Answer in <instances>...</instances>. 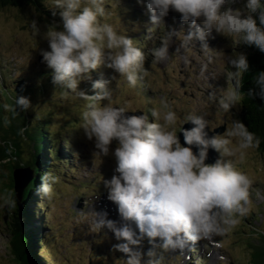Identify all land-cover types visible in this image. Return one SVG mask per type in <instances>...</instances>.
I'll use <instances>...</instances> for the list:
<instances>
[{
	"label": "clouds",
	"instance_id": "obj_1",
	"mask_svg": "<svg viewBox=\"0 0 264 264\" xmlns=\"http://www.w3.org/2000/svg\"><path fill=\"white\" fill-rule=\"evenodd\" d=\"M140 2L146 3L150 24L154 26L165 23L170 9L180 13V20L188 23V29L168 25L166 35L173 37L183 29V48L195 41L202 49H209L208 38L215 30L264 52V0H242V7L235 8L225 5L235 4L237 0ZM52 4L53 15L56 8L60 9L62 28L48 27L44 35L49 50H41L43 62L53 70L52 83L87 101L81 113V128L94 141L95 154L109 155L110 146L116 141L111 149L116 162L114 174L103 182L107 198L118 206L120 219H109L107 211L94 210L95 230L99 232L106 227L114 233L119 242L113 248L126 254L125 264H163L157 247L165 251L184 250L190 242L223 234L237 224L238 217L249 211L253 181L235 166V157L239 154L243 159L246 150L259 145L256 134L242 120L233 119L223 134L209 135L205 116L189 113L182 117L179 127L182 144L177 135L181 118L167 100L161 101L162 110L151 109L154 120L150 122L148 113L128 115L127 106L112 102L110 79L93 80L91 88L97 91L88 94L79 85L82 80L91 79V71L102 65L135 87L146 71L145 52L132 37L118 32L110 23H101L105 0H52ZM201 19L202 24L198 23ZM32 28L39 32L35 20ZM151 51L154 59L169 58L167 43ZM227 63L234 90H227L219 100L225 111L234 106L242 74L250 68L246 54L241 52L230 55ZM247 92L264 101V70L255 73L254 86ZM210 96L214 97L215 93ZM32 106L30 97L17 94L12 111L27 112ZM189 122L192 126L184 128ZM210 148L219 157L206 163ZM53 179L47 173L41 178L39 191L45 199L52 196ZM7 203L14 206L15 201ZM133 222L138 232L132 227ZM145 237L152 245L146 253L134 247Z\"/></svg>",
	"mask_w": 264,
	"mask_h": 264
},
{
	"label": "rangeland",
	"instance_id": "obj_2",
	"mask_svg": "<svg viewBox=\"0 0 264 264\" xmlns=\"http://www.w3.org/2000/svg\"><path fill=\"white\" fill-rule=\"evenodd\" d=\"M45 4L51 9L54 7L52 0ZM104 6L105 15L100 18L101 23H110L118 32L134 39V43L145 52L146 71L140 75L137 85L131 87L119 73L102 65L92 70L91 79L82 80L79 88L94 92L97 90H93L89 83L101 78L110 79L112 102L127 106L129 112L148 113L150 122L154 120L151 109L162 110L161 101L167 100L181 118L177 132L183 123L182 117L189 113L205 116L209 130L223 128L221 134L231 126L233 119H238L234 112L237 104L225 111L219 100L227 90H234L228 75L231 67L227 59L237 52L244 53L247 44L240 43L235 36L213 30L208 38L209 49H202L195 41L183 48V29L173 37L166 35L168 25L188 29V23L180 20V13L170 9L164 18L165 23L154 26L150 24L146 3L140 0H105ZM229 6L242 7V0L225 5V8ZM33 20L37 22L38 33L32 28ZM60 20L37 15L30 7L0 9V81L5 84L18 80L27 86L41 85L44 89L42 94H23L30 97L33 104L25 113L34 118L53 108L49 132L56 138L67 135L70 139L66 143L65 139L59 138L60 160L64 159L66 165L59 162L56 165L51 198L37 195L38 243L47 248L50 258L58 264H125L126 254L113 248L119 242L114 233L106 227L98 232L93 225L94 210L107 211L109 219H120L118 206L108 198L100 199L99 203L110 202V206L97 204L98 198L107 197L103 181L114 174L116 162L111 149L115 148L116 141L112 142L109 155L95 154L94 141L89 140L81 128V113L87 101L61 86L55 87L44 76L53 72L42 59L41 50H49L44 34L50 25L62 28ZM198 23L202 24V19ZM162 43H167L169 58L154 59L151 50ZM113 76L116 78L112 79ZM211 93L215 96L211 97ZM19 142L20 151L16 157L20 165L27 161L29 147L25 136H21ZM217 155L219 157L218 152ZM235 161V166L253 181L248 213L238 217V223L227 232L195 242L194 248L188 250L190 257L187 252L165 251L157 247V255L163 257V264H252L255 258L253 251L264 247V154H259L254 147L246 150L243 159L237 154ZM10 176L9 165L0 166V264H22L11 243L12 207L7 203L10 193L6 186ZM132 227L138 232L134 222ZM134 247L146 253L152 245L145 237L139 246ZM39 252L46 264H50V258L44 251Z\"/></svg>",
	"mask_w": 264,
	"mask_h": 264
},
{
	"label": "trees",
	"instance_id": "obj_3",
	"mask_svg": "<svg viewBox=\"0 0 264 264\" xmlns=\"http://www.w3.org/2000/svg\"><path fill=\"white\" fill-rule=\"evenodd\" d=\"M46 1L0 0V9L30 7L37 15L44 16L49 20H59L61 17L57 13L60 10L55 9L56 14L53 15V9L45 4ZM253 15L256 16L257 14L254 13ZM257 23L259 24L258 19ZM244 54L247 56L250 68L248 72L242 74L240 90L235 102L237 109L234 112L236 117L242 120L248 129L259 138V145L255 149L259 154H264V101H261L258 97L253 98L247 92L249 88L254 86L255 73L264 70V52H260L254 45H248ZM228 71L230 72V70ZM96 74L100 75L99 73ZM44 76L48 81H52V73ZM32 92L42 94L44 89L41 85L40 87L34 84L27 86L18 80L12 83L5 82V84L0 81V166L3 167L7 163L11 172L9 185H6L9 189L10 200L15 201L14 206H11L13 222L11 226V243L13 246L19 245L21 243L20 239H24L32 262L34 264H46V261L40 256L39 250H43L49 258L50 254L45 246H41L38 243L40 237L36 234V230L40 226L39 219L36 217V208L39 206V204H36L38 202L37 195L41 194L39 189L42 176L47 173L51 178H55L57 163L59 162L63 166L66 165L64 159L60 160L61 154L57 147L60 142L59 138L65 139L66 143L70 142V139L67 135L56 138L53 133L49 132L53 109L51 107L44 110V113L39 117L32 118L31 116L32 119L25 112L16 114L12 111L17 94L23 95L24 93ZM87 92L90 95L93 94L92 90ZM5 105H8V107L6 108ZM6 109L7 112L5 111ZM30 114L32 115V113ZM5 121L8 122L5 123ZM21 136H25L28 140L29 156L27 161L21 163L20 166L17 162L16 154L20 151L19 140ZM23 166H27L32 170L33 178L23 189L18 208L14 194L12 173L14 169L23 168ZM19 210L24 219L21 238L17 236L19 232ZM252 255L255 257L252 264H264V247H261V250L255 249ZM49 262L50 264H58L51 258Z\"/></svg>",
	"mask_w": 264,
	"mask_h": 264
},
{
	"label": "water",
	"instance_id": "obj_4",
	"mask_svg": "<svg viewBox=\"0 0 264 264\" xmlns=\"http://www.w3.org/2000/svg\"><path fill=\"white\" fill-rule=\"evenodd\" d=\"M141 111H137V112H128L126 114L128 115H132V114H141ZM192 125L191 123H185L183 125L184 128H190ZM209 135H212L214 133H221L223 128H217V129H213V130H209ZM178 137L180 138L181 143L183 144V136L182 133H180L178 131L177 133ZM193 150L195 151V147L193 148ZM218 158L217 156V152L214 149H209L208 152V159L205 161L206 163H212L214 162L216 159ZM12 178L14 181V194H15V198H16V202H17V207L19 208V204H20V197H21V193L23 191V189L27 186V184L32 180L33 178V172L29 167H23V168H17L13 170L12 173ZM23 216L21 215V211H18V225H19V232L17 233V236L20 237L22 231H23ZM21 238V237H20ZM21 243L19 245H12L13 248V252L16 255V257L19 259V261L22 264H34V262H32V260L30 259L29 255H28V248L27 245L24 241V239H20Z\"/></svg>",
	"mask_w": 264,
	"mask_h": 264
},
{
	"label": "bare ground",
	"instance_id": "obj_5",
	"mask_svg": "<svg viewBox=\"0 0 264 264\" xmlns=\"http://www.w3.org/2000/svg\"><path fill=\"white\" fill-rule=\"evenodd\" d=\"M105 198H107V197H100V198H98V199H97V204H100V205L103 204L102 207H105L106 205H109V206H110V202H108L109 204H108V203L105 204V203H102V202L99 203V200H100V199H105ZM104 202H105V201H104ZM112 204H113V203H112ZM111 207H114V208H115V206H111ZM195 242H197V241H195ZM195 242H190V244H189L188 247H187V250H186V251L184 250L185 252H184L183 250H176V251H180V252H182V253H186V252H187V256L190 257L188 250L191 249V248H194V246H195ZM185 249H186V248H185ZM194 253H195V252H194Z\"/></svg>",
	"mask_w": 264,
	"mask_h": 264
}]
</instances>
